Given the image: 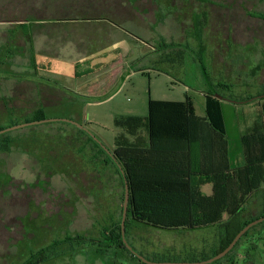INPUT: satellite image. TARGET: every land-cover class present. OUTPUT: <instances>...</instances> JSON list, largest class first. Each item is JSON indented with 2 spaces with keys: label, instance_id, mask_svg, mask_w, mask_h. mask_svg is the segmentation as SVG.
Segmentation results:
<instances>
[{
  "label": "rangeland",
  "instance_id": "obj_1",
  "mask_svg": "<svg viewBox=\"0 0 264 264\" xmlns=\"http://www.w3.org/2000/svg\"><path fill=\"white\" fill-rule=\"evenodd\" d=\"M254 13H264V0H0V43L9 29L18 28L12 19H28L36 67H28L26 56L0 66V126L72 119L112 149L122 131L116 119L147 115L149 98L179 101L187 93L203 117L209 90L236 101L254 97L264 90V20ZM14 35L16 44L25 45L19 31ZM109 60L114 62L100 91L66 90H74V63L88 61L93 65L88 74L97 78L99 65ZM221 105L229 164L241 166L239 145L243 164L246 153L240 133L260 124L258 102ZM4 133L0 142L7 138L11 146L0 149V264H22L49 245L60 254L41 264H146L120 250L76 247L66 239L76 234L94 239L120 216L119 175L93 157L86 136L60 120ZM209 184L201 187L205 195L211 194ZM247 200L243 219L260 217L264 182ZM216 235L212 227L170 231L132 223L126 240L150 261L197 262L212 254ZM229 263L264 264V220L250 227L228 259L210 264Z\"/></svg>",
  "mask_w": 264,
  "mask_h": 264
},
{
  "label": "trees",
  "instance_id": "obj_2",
  "mask_svg": "<svg viewBox=\"0 0 264 264\" xmlns=\"http://www.w3.org/2000/svg\"><path fill=\"white\" fill-rule=\"evenodd\" d=\"M254 15L264 20V13ZM12 20L19 23L18 28L9 29L8 39L0 43V66L9 65V61L15 56H26L28 67L34 71L36 67L29 36V20ZM18 31L24 37L25 45L15 43L14 33ZM199 69L204 80L210 85L211 77L201 61ZM74 75L79 76L76 71ZM218 85L226 89L231 86L228 83ZM262 94L264 90L257 95ZM218 96L226 97L216 89L204 93L203 117L196 114L193 99L187 93L184 99L179 101L149 98L146 116L116 119V126L122 131L115 135L112 149L100 146L87 131L71 124L86 136L93 149V157L115 169L123 185V195L118 221H112L110 225L102 227L94 239H88L84 234H76L71 239L67 237V240L77 242L70 245L93 248L95 246V250L103 252L116 253V250H120L142 262L125 246L121 237L123 176L129 189L125 238L132 223L170 231L212 227L217 230L215 246L212 254L203 256L204 260L223 250L245 225L257 219L244 220L243 213L246 210L247 198L257 192L264 182V132L260 129L264 128V97L256 99L262 118L260 124L255 123L241 139L246 161L241 166L231 167L222 100ZM3 128L5 127L0 126V130ZM5 134H0V137ZM10 146L11 142L7 138L0 142V149L8 150ZM207 183L212 186L209 195L201 191V187ZM262 216L264 212L260 215ZM249 231L250 228L242 237L247 236ZM241 238L232 250L219 260L228 259ZM70 247L69 251L76 248ZM59 251L50 245L43 247L31 254L22 264L44 263L51 256L59 255Z\"/></svg>",
  "mask_w": 264,
  "mask_h": 264
},
{
  "label": "water",
  "instance_id": "obj_3",
  "mask_svg": "<svg viewBox=\"0 0 264 264\" xmlns=\"http://www.w3.org/2000/svg\"><path fill=\"white\" fill-rule=\"evenodd\" d=\"M220 100L223 101H228V102H233V103H245V102H249L252 100H256L258 98L264 97V94L262 95H257L254 97H251L249 99L246 100H233L231 98H226V97H222V96H218ZM53 120H60V121H65V122H69L81 129L85 130V127L83 125V123H79L77 121H74L72 119H51V118H44V119H40V120H33V121H27V122H23V123H18L6 128H3L0 130V134L7 132L9 130H13L16 128H20V127H24V126H28L31 124H39V123H43V122H49V121H53ZM96 140V139H95ZM96 142L103 147V145L101 144V142H99L98 140H96ZM108 151V150H107ZM111 156V155H110ZM120 172L122 173V170H120ZM124 179V198H123V204H122V217H121V221H120V227H121V237H122V241L125 244V246L136 256L138 257L142 262L146 263V264H210L212 262H215L219 259H221L222 257H224L227 253H229L232 248L235 246L236 242L244 235V233L252 226H254L255 224L262 222L264 220V216L262 217H258L257 219H254L253 221L249 222L247 225H245L234 237L233 239L230 241V243L220 252H218L217 254L213 255L212 257H209L207 259H204L202 261H197V262H154V261H150L148 259H146L145 257H143L142 255L138 254L135 250H133L131 248V246L127 243V240L125 238V219H126V215H127V206H128V196H129V189H128V185L126 183V180L123 176Z\"/></svg>",
  "mask_w": 264,
  "mask_h": 264
},
{
  "label": "crops",
  "instance_id": "obj_4",
  "mask_svg": "<svg viewBox=\"0 0 264 264\" xmlns=\"http://www.w3.org/2000/svg\"><path fill=\"white\" fill-rule=\"evenodd\" d=\"M70 19L65 20V21H70ZM76 20L77 19H75L73 21H76ZM31 39H33V38H31ZM34 40H33V42H34ZM111 61L112 60H109V61L103 62V63H101V65H99V68H98V71L97 72H99L100 75H97L98 76L97 78L91 77L90 76L91 74H88L89 72H92V69L91 68L93 67V65H91V64L89 65L88 61H87L86 65H81L79 63H74L72 65V68H71L72 69V78H71V81L74 82V90H72L70 88H67V89L65 88V89L67 91H69V92H72L73 94H79V95L80 94L82 95V94L88 93V92H97V91H100L101 88H102V86L104 85V80H103L104 76L110 73V68L109 67L114 62V61H112V62ZM107 67L109 69H107ZM75 71L77 72V74L79 76H75L74 75V72ZM97 72H96V74H97ZM106 79L107 80H110V76H107ZM60 83H61V85H64L62 81ZM61 87L63 88V86H61ZM246 97H248V96H246ZM258 108L260 110L259 103H258ZM195 111H196V109H195ZM259 114H260L259 119L261 120V113H259ZM142 117H144V116H142ZM254 122H255V119H253V124H254ZM253 124H251V126ZM247 127H249V126H246L245 127V130L243 131V133H240V137H239L240 140H241L242 136L246 133ZM228 151H229V149H228ZM228 160H229V162L232 161L229 152H228ZM236 160H238V164L239 165H242L243 164L244 154L242 152L241 145H239L238 156H237ZM204 185H207V184H204Z\"/></svg>",
  "mask_w": 264,
  "mask_h": 264
}]
</instances>
